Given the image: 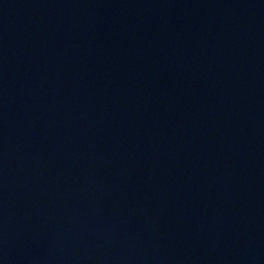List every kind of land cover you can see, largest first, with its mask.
<instances>
[{
    "label": "water",
    "instance_id": "obj_1",
    "mask_svg": "<svg viewBox=\"0 0 264 264\" xmlns=\"http://www.w3.org/2000/svg\"><path fill=\"white\" fill-rule=\"evenodd\" d=\"M0 264H264V0H0Z\"/></svg>",
    "mask_w": 264,
    "mask_h": 264
}]
</instances>
